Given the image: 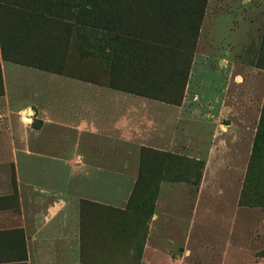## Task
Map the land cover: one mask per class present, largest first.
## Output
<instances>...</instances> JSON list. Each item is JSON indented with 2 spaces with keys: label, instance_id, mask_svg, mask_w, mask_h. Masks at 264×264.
I'll return each instance as SVG.
<instances>
[{
  "label": "rangeland",
  "instance_id": "obj_1",
  "mask_svg": "<svg viewBox=\"0 0 264 264\" xmlns=\"http://www.w3.org/2000/svg\"><path fill=\"white\" fill-rule=\"evenodd\" d=\"M201 1L200 24L189 2L119 0L126 12L111 15L186 48V56L176 52L164 59L153 45L136 43L112 61L69 55L70 70L83 81L108 86L113 80L146 95L128 96L138 129L126 139L140 144L130 147L137 163L142 152L140 177L136 171L88 173L87 165L108 147H73L72 133L62 140L57 128L22 113L32 110L27 76L21 73L25 85L8 102L0 70V187L15 192L18 160L23 176L36 174L51 191L65 192L68 231L76 228L77 244L60 246V264H264V0ZM44 24L26 25L15 14L16 64L58 70L68 27ZM93 37L78 27L75 41ZM43 41L46 53L35 54ZM59 79L38 91H50L57 111ZM30 145L49 149L51 166L33 163ZM98 192L117 198L115 204Z\"/></svg>",
  "mask_w": 264,
  "mask_h": 264
},
{
  "label": "crops",
  "instance_id": "obj_2",
  "mask_svg": "<svg viewBox=\"0 0 264 264\" xmlns=\"http://www.w3.org/2000/svg\"><path fill=\"white\" fill-rule=\"evenodd\" d=\"M15 14H18L15 11V0H0V70L5 89V96L2 97L8 102L12 96L15 100V89L25 85L20 78L23 77L21 73H24L28 78L30 91L33 90L30 94V116L43 121L45 127L57 128L53 131L62 140H67L72 133L75 139L73 147H108L99 153L96 162L87 165L92 168L88 173L93 172V169L124 175L138 172L139 163L133 158L130 147H138L140 144L126 139V136L132 134L133 127L136 128L131 118L133 98L128 97L132 94L16 64L12 60L15 59L16 48ZM57 77L62 78L59 81L63 89L59 111L51 106L50 91L45 93L43 90L42 96L40 95L41 89L50 88L52 80ZM87 94L91 96L88 97ZM22 113L28 114V111ZM89 137L91 142H87L90 141ZM27 152L35 164L43 160L47 166H51L48 160L55 158L45 147L30 145ZM15 165L19 171L15 192L9 194L5 192L7 188L0 187V203L16 200L15 206L0 207V264H60V246L63 243L77 244L76 228L71 234L68 231V201L63 196L65 192L59 190L58 195L50 190V183L39 180L36 174L23 176L18 160H15ZM75 168L79 166L76 165ZM95 195L102 197L99 192ZM14 196L15 199H9ZM102 198L114 204L117 199ZM69 236L72 237L68 239Z\"/></svg>",
  "mask_w": 264,
  "mask_h": 264
},
{
  "label": "trees",
  "instance_id": "obj_3",
  "mask_svg": "<svg viewBox=\"0 0 264 264\" xmlns=\"http://www.w3.org/2000/svg\"><path fill=\"white\" fill-rule=\"evenodd\" d=\"M117 1L119 0H15V11L18 13V18L24 21L26 25L38 21L42 24L53 23L60 27H68V38L63 39L62 43H64V48L59 51V54L62 57V63L58 68H55L58 70H51L42 66L34 67L57 73L59 75H67L81 79L79 75H74L69 67V55H71L73 51H75L79 57H83L84 54L90 58H94L96 55H101L103 59L108 61H112L114 57L119 55V53L126 52V47L133 43L153 45L155 51L161 57H164V59L174 56L176 52H182L183 55L188 52L186 48L181 49L177 46L164 43L158 37L147 33L144 34L140 29L131 28V26L122 23L120 20H112L113 18H111V15L119 16L126 12V8H121L117 5ZM149 1L165 3L168 5L175 3L181 5L189 2L194 8L193 21L196 24H200L205 11V3L203 4V1L201 0ZM78 27H85L92 30L94 33L93 39L89 42H83L81 40L75 41ZM15 45L17 46V42H15ZM46 48L47 42L43 41V45H38L34 48V53L44 55L46 53ZM80 60L82 59L80 58ZM87 82L100 85V83L93 81ZM101 85L104 86L103 84ZM106 87L130 94H136L138 96H146L142 93H135L126 87H117L113 84V80H111ZM258 151V149H255V157L257 156ZM141 156L142 152L140 151L138 167L139 177L142 173ZM176 159L179 162L186 161V158L182 157V155H178ZM131 202L132 197L128 202L129 206ZM85 204L86 202H82V207Z\"/></svg>",
  "mask_w": 264,
  "mask_h": 264
},
{
  "label": "bare ground",
  "instance_id": "obj_4",
  "mask_svg": "<svg viewBox=\"0 0 264 264\" xmlns=\"http://www.w3.org/2000/svg\"><path fill=\"white\" fill-rule=\"evenodd\" d=\"M29 114V113H28Z\"/></svg>",
  "mask_w": 264,
  "mask_h": 264
}]
</instances>
